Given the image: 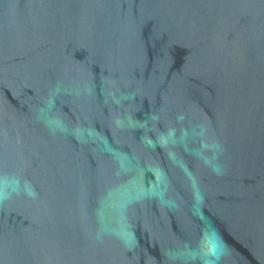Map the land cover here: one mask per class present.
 <instances>
[{"label": "water", "instance_id": "1", "mask_svg": "<svg viewBox=\"0 0 264 264\" xmlns=\"http://www.w3.org/2000/svg\"><path fill=\"white\" fill-rule=\"evenodd\" d=\"M0 264H264V0H0Z\"/></svg>", "mask_w": 264, "mask_h": 264}]
</instances>
